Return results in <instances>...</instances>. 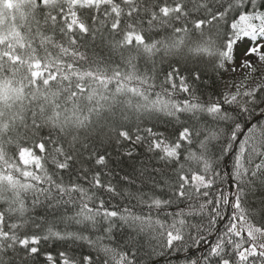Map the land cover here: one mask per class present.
<instances>
[{
  "label": "snow or ice",
  "instance_id": "1",
  "mask_svg": "<svg viewBox=\"0 0 264 264\" xmlns=\"http://www.w3.org/2000/svg\"><path fill=\"white\" fill-rule=\"evenodd\" d=\"M0 264H264V0H0Z\"/></svg>",
  "mask_w": 264,
  "mask_h": 264
},
{
  "label": "rangeland",
  "instance_id": "2",
  "mask_svg": "<svg viewBox=\"0 0 264 264\" xmlns=\"http://www.w3.org/2000/svg\"><path fill=\"white\" fill-rule=\"evenodd\" d=\"M242 49H238L237 50V61H239V55H240V51ZM241 79L239 73L237 72L236 74H233L231 71L229 72H226L225 73V77H224V80H223V88L226 84H231L233 81H237L239 82Z\"/></svg>",
  "mask_w": 264,
  "mask_h": 264
},
{
  "label": "trees",
  "instance_id": "3",
  "mask_svg": "<svg viewBox=\"0 0 264 264\" xmlns=\"http://www.w3.org/2000/svg\"><path fill=\"white\" fill-rule=\"evenodd\" d=\"M224 75H225V73L222 76L218 77V79H217V87H218V89H221V90H222V82H223ZM37 211L38 212H42L43 210L42 209H38ZM198 254L199 253H197V255Z\"/></svg>",
  "mask_w": 264,
  "mask_h": 264
}]
</instances>
